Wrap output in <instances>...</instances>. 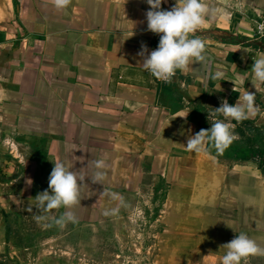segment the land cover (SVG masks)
<instances>
[{"label": "crops", "instance_id": "0c3cea01", "mask_svg": "<svg viewBox=\"0 0 264 264\" xmlns=\"http://www.w3.org/2000/svg\"><path fill=\"white\" fill-rule=\"evenodd\" d=\"M205 2L221 13L197 31L210 59L160 85L141 66L152 36L146 0H71L65 9L0 0V150L42 148L40 159L34 153L20 165L40 178V168L63 161L91 191L119 192L126 202L153 200L165 186L154 264H218L240 232L264 247V177L251 160L185 147L223 99L256 92L251 65L264 44L251 38L264 0ZM175 4L162 0L161 9ZM256 94L261 111L243 123L264 118V86ZM100 159L107 174L96 183ZM242 264H264V255Z\"/></svg>", "mask_w": 264, "mask_h": 264}, {"label": "rangeland", "instance_id": "374dc122", "mask_svg": "<svg viewBox=\"0 0 264 264\" xmlns=\"http://www.w3.org/2000/svg\"><path fill=\"white\" fill-rule=\"evenodd\" d=\"M235 131L239 134L236 141L257 137L256 146L264 149V118L241 122ZM41 150L25 151L10 145L0 150V264H154L158 255L154 241L163 222L159 213L166 187L158 190L153 200L129 198L118 214L104 216L103 210L114 207L116 201L99 189L91 191V184L84 183L81 204L74 209L78 222L45 227L49 222L37 221V215L58 217L65 210L46 213L36 208L35 196L48 189L52 168H40L38 178L33 175L38 171L19 163L34 153L40 159ZM261 158L264 153L251 160L250 166L264 177V164L258 168Z\"/></svg>", "mask_w": 264, "mask_h": 264}, {"label": "clouds", "instance_id": "9594fccd", "mask_svg": "<svg viewBox=\"0 0 264 264\" xmlns=\"http://www.w3.org/2000/svg\"><path fill=\"white\" fill-rule=\"evenodd\" d=\"M52 3L57 9H65L71 0H52ZM146 3L150 5L146 12L147 29L160 34V38L157 47L148 52L143 59L141 64L143 69L157 79L169 81L177 70L188 68L194 61L210 59L205 52V43L197 35V31L206 20L221 14L218 9L210 7L205 0H176V4L170 10L161 9L162 0H146ZM224 14L230 15L226 11ZM145 51L146 48L142 46L139 55L144 56ZM251 72L255 78L256 92L245 89L232 104L223 99L220 106L214 108L211 116L207 117L208 120H212L210 127L188 136L185 143L187 150L207 153L208 142L211 141L216 149L222 152L238 138L239 134L235 131L237 123L254 117L261 111L260 106L256 104V93L258 86H264V55L254 59ZM93 167L95 171L91 177L92 181L102 182L106 177L105 169L108 164L100 159L93 161ZM85 177L63 161L53 162L48 177V189L35 196L36 208L46 213L60 208L65 210L58 217L37 215V221H48L45 227L52 223L61 227L69 222L77 223L78 217L74 209L81 204V186ZM106 194L116 201V205L103 210L102 214L104 216L118 214L121 207L127 204L124 196L110 190ZM223 246L225 251L217 257L218 264H242L249 256L264 255V247L244 232H240Z\"/></svg>", "mask_w": 264, "mask_h": 264}, {"label": "trees", "instance_id": "16d2710c", "mask_svg": "<svg viewBox=\"0 0 264 264\" xmlns=\"http://www.w3.org/2000/svg\"><path fill=\"white\" fill-rule=\"evenodd\" d=\"M243 124H247L246 122ZM259 141L257 137L253 138H244L241 141L234 140L227 148L222 152L218 151L214 144L209 141V150L212 154L216 155L218 158L231 159V160H254L260 157L264 153V149H259L256 146V141ZM264 164V158L258 163V168L262 167Z\"/></svg>", "mask_w": 264, "mask_h": 264}, {"label": "built area", "instance_id": "2783aa9c", "mask_svg": "<svg viewBox=\"0 0 264 264\" xmlns=\"http://www.w3.org/2000/svg\"><path fill=\"white\" fill-rule=\"evenodd\" d=\"M159 38H160V34H156L152 32V36H151V44L150 47L148 49V52H150L151 50L155 49L158 45L159 42ZM251 40H256L261 42L262 44H264V10L263 11H259L256 13L254 19H253V35ZM179 74V70H177L175 72V74L173 75V77L169 80V81H164V80H160L155 78V82L157 84H167V83H171L173 82L174 79H176L178 77ZM241 122L237 123V126L240 125Z\"/></svg>", "mask_w": 264, "mask_h": 264}]
</instances>
